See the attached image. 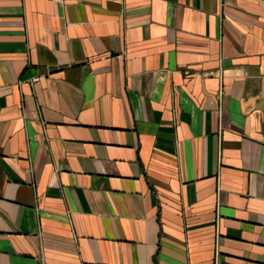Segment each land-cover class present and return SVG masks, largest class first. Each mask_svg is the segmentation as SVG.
Returning <instances> with one entry per match:
<instances>
[{"label":"crops","instance_id":"1","mask_svg":"<svg viewBox=\"0 0 264 264\" xmlns=\"http://www.w3.org/2000/svg\"><path fill=\"white\" fill-rule=\"evenodd\" d=\"M0 264H264V0H0Z\"/></svg>","mask_w":264,"mask_h":264}]
</instances>
